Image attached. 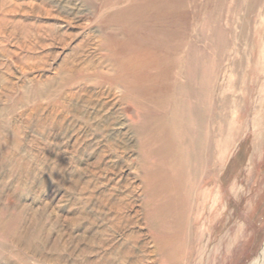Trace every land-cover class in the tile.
Here are the masks:
<instances>
[{
    "label": "rangeland",
    "instance_id": "rangeland-1",
    "mask_svg": "<svg viewBox=\"0 0 264 264\" xmlns=\"http://www.w3.org/2000/svg\"><path fill=\"white\" fill-rule=\"evenodd\" d=\"M161 79L209 141L155 195ZM263 243L264 0H0V264H249Z\"/></svg>",
    "mask_w": 264,
    "mask_h": 264
},
{
    "label": "bare ground",
    "instance_id": "bare-ground-1",
    "mask_svg": "<svg viewBox=\"0 0 264 264\" xmlns=\"http://www.w3.org/2000/svg\"><path fill=\"white\" fill-rule=\"evenodd\" d=\"M158 57H157L158 61H161V63L165 64L168 71L166 74L169 75L170 74L169 60L167 59L166 56L158 55ZM189 57L191 58H189L190 61L188 67L190 68V71H193L194 75L195 74L197 75L196 77L198 78L200 67L199 65L195 66L194 62L192 61L191 55ZM168 77H172V76L169 75ZM168 77L165 76V78ZM196 77H194L193 79H195ZM159 82H161V85L163 86L160 92H166V94L168 93L170 98V105L167 106V111L163 112V114H161V117L158 116L157 113H154L153 116L150 117V119L146 120V115H145L141 120L142 123H140V127H144L149 131V133H146L148 135L147 138H145V141L149 145V151L155 159V163L152 168L153 170L152 179L155 180L157 184V187L154 188V191L156 192L155 195L162 194L160 193L159 183L162 181L163 178H169L170 176V173L166 169L168 167V164L170 165L172 164L171 158H174L175 155L177 160L179 161V159H181L182 157L183 160L182 164L184 165V167H188V166L191 167V164L194 161L195 162L193 165L197 164V166H199L203 164V166H205V162L203 160L205 154L202 155V161L200 162L196 160L195 157H193L191 154L192 151L195 150H199L203 153L207 151L208 148L207 143L209 141V130L207 129L205 120L202 116V111L200 110L199 107L198 108L196 107L197 105L193 106L184 103V83H179V82L177 83L174 79H161V81L159 80ZM185 87L187 90H189L188 91L189 93L192 87L190 86H185ZM197 87L198 89H196V92L194 90V92L197 93L195 94L196 99L201 100V98L203 97V92L205 90V87H203L202 85ZM168 95H163L162 97L168 98ZM146 121L149 123V126L143 124ZM167 121L170 124H168ZM176 131L179 132L183 138L178 142L175 141V136L173 134ZM184 137L188 140L190 144L188 145L185 151L187 153L182 152L184 154L182 155L180 146L184 145ZM194 139L196 140L194 141V144L191 146ZM202 139L205 142L201 141ZM178 148H179V153L177 152ZM178 167L179 166L177 165L176 168ZM189 171L190 168L187 169V172ZM185 177L187 181H190L191 173H188V175H186ZM172 180L173 178L171 177V181ZM171 190H176V186L174 185V183L171 185ZM263 263H264V243L260 248L258 255L249 264H263Z\"/></svg>",
    "mask_w": 264,
    "mask_h": 264
}]
</instances>
